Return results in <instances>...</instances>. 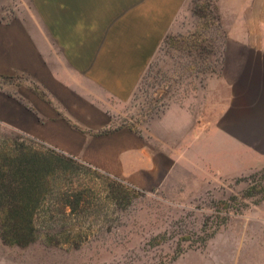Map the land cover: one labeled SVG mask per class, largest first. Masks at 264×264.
<instances>
[{
    "label": "rangeland",
    "instance_id": "obj_1",
    "mask_svg": "<svg viewBox=\"0 0 264 264\" xmlns=\"http://www.w3.org/2000/svg\"><path fill=\"white\" fill-rule=\"evenodd\" d=\"M23 1L0 0V17L24 14ZM244 2L183 0L127 107L172 159L153 190L0 129V155L37 153L54 175L37 241L0 239V264H264V145L232 142L209 120L221 105L228 41L245 37L253 19L237 15Z\"/></svg>",
    "mask_w": 264,
    "mask_h": 264
},
{
    "label": "crops",
    "instance_id": "obj_2",
    "mask_svg": "<svg viewBox=\"0 0 264 264\" xmlns=\"http://www.w3.org/2000/svg\"><path fill=\"white\" fill-rule=\"evenodd\" d=\"M182 2L24 0V14L0 17L1 131L153 190L171 156L125 112ZM247 14V34L221 58V105L209 120L232 142L264 145V0L239 3Z\"/></svg>",
    "mask_w": 264,
    "mask_h": 264
},
{
    "label": "trees",
    "instance_id": "obj_3",
    "mask_svg": "<svg viewBox=\"0 0 264 264\" xmlns=\"http://www.w3.org/2000/svg\"><path fill=\"white\" fill-rule=\"evenodd\" d=\"M9 156L0 155V239L7 246L26 248L38 239L36 216L51 194L54 175L49 161L37 153Z\"/></svg>",
    "mask_w": 264,
    "mask_h": 264
}]
</instances>
